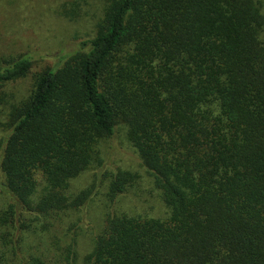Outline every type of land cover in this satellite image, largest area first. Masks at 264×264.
<instances>
[{
  "label": "trees",
  "instance_id": "trees-1",
  "mask_svg": "<svg viewBox=\"0 0 264 264\" xmlns=\"http://www.w3.org/2000/svg\"><path fill=\"white\" fill-rule=\"evenodd\" d=\"M88 1L60 13L74 20ZM98 1L93 35L27 96L5 85L32 58L0 61V264H264V0ZM118 133L163 215L115 209L139 183L132 170L71 189ZM100 185L101 225L79 257Z\"/></svg>",
  "mask_w": 264,
  "mask_h": 264
},
{
  "label": "rangeland",
  "instance_id": "rangeland-1",
  "mask_svg": "<svg viewBox=\"0 0 264 264\" xmlns=\"http://www.w3.org/2000/svg\"><path fill=\"white\" fill-rule=\"evenodd\" d=\"M64 0H0V61L3 58L29 55L33 60L29 74L5 85V90L16 98L27 96L32 88L33 75L44 67L62 63L65 54L78 48L82 39L93 35L94 23L101 16V2L89 0L82 5V13L70 19L60 13ZM0 116V137L4 134ZM103 165L97 170H88L71 182L74 192L102 178L106 171L132 170L139 174V183L124 192L114 207L118 211L140 212L152 216L164 213L160 192L150 183V178L133 148L121 133L113 135L102 145ZM97 174V175H96ZM95 176H98L96 179ZM95 185V184H93ZM99 185V183H98ZM97 195L81 210V233L77 238V249L82 257L89 249L91 238L101 225L104 186L96 188ZM100 193V194H99ZM6 199L0 193V208ZM74 215L65 218L53 228L60 236ZM80 262V261H79ZM64 264V263H62Z\"/></svg>",
  "mask_w": 264,
  "mask_h": 264
}]
</instances>
